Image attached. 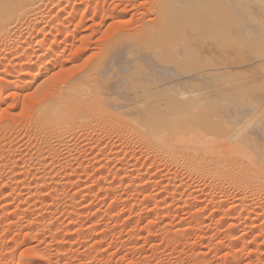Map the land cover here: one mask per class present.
Wrapping results in <instances>:
<instances>
[{
  "label": "bare ground",
  "instance_id": "6f19581e",
  "mask_svg": "<svg viewBox=\"0 0 264 264\" xmlns=\"http://www.w3.org/2000/svg\"><path fill=\"white\" fill-rule=\"evenodd\" d=\"M134 2L135 0H0V95L4 91L9 92L8 90L13 93L15 92L13 90L16 89L20 93L18 95L24 93L20 97L24 102H21V110H25V105L27 108L31 106L34 109L29 113L28 120L24 119L26 125L20 123V125H24L23 131L22 126L20 129L22 136L26 139V148L20 150L14 145L19 141L14 135L15 128H12L15 126V122H11L15 114H12L9 108H1L4 100H0L1 211L14 207V210L22 209L29 213L33 209H40L38 208L40 205L37 206L36 203L37 201L45 202L43 197L44 194L47 195L44 193L45 190L47 192L48 189L54 190L58 194L62 188L64 190V186L69 185L70 187L77 180L80 181V177L83 175L89 177V167L82 164L79 166L81 174L79 173L78 176L69 174L61 176L62 168L75 163L76 153L82 149L77 146L85 144H94L92 145L94 148L97 145L106 144L108 148V150L100 151L98 149L97 154L101 156L100 158L96 156L98 159L93 161L110 162L109 158L113 156V151L122 149L124 152L122 154H125V150H127L135 159L137 156V158L143 157L144 160L151 158L154 160L152 162L157 161L158 164L151 163L146 168L148 175L153 170H159V172L161 170L163 174L171 172L177 174L172 179L169 177L168 181L166 179L167 182L164 180L161 181V184L159 183L165 197L162 198L163 200H158L164 204L166 199H175L177 196H180V199L185 197L184 200L189 201L191 196L194 193H199L205 184V187L211 185V187L214 186V189L215 186L218 188H221L219 186L224 188L229 186L228 189L233 190H228L231 191V194H237V190H240L239 193L243 192L245 182V186L250 182L251 190L249 187L248 189L252 193L257 186L260 187L259 191L264 190V0H150L149 8L145 13L139 15L137 21L134 20L133 12H130V7L136 4ZM51 6L54 8L51 9ZM129 12L133 15H130L131 19L127 17L129 20H125ZM135 14L139 13L135 11ZM97 20L98 22H96ZM103 27H105L104 30ZM97 34L101 37L97 42H94L93 36ZM203 34L204 37H208V40L212 39L208 41L210 44L213 41L211 45L206 44L208 42ZM62 36L63 39H61ZM202 40L206 45L202 43ZM61 46L64 47L62 50H60ZM68 48H71L69 57L61 58L65 56ZM89 50L90 52L96 51L97 54L100 52L102 57L95 60L94 57L97 55L94 53L91 56L89 53L88 56L92 57L94 61H91L92 58H90V61L86 62L89 58L86 57L84 63L88 64L80 70L81 64H85L83 62L79 64V61L83 56L85 58ZM69 63L71 66L68 65ZM72 63L79 64V68L81 67L75 73H72L75 71ZM58 68L60 73H56ZM66 72L71 75H65ZM61 73L65 77H62ZM39 80L42 81L39 83ZM36 83L39 84L36 85ZM32 86L33 88H31ZM15 93L17 94V92ZM14 97L10 98L15 99ZM6 98L4 99L6 100ZM26 114L28 116V113ZM9 116L12 117L9 118ZM98 122L102 126H97ZM73 141L78 143H73ZM123 156L125 159V155ZM127 157L129 158V156ZM87 161L85 164H88ZM119 162L123 163V159L122 162L121 160ZM115 163L116 161L113 165ZM119 166L121 168V164ZM113 167L106 168L105 172L101 171L96 180L94 178L96 188L98 186L97 190L114 191L115 187L112 184V186L109 185V181H107L111 174H114L111 178L113 176L115 178ZM26 170L27 172L32 170V180L30 179L29 182H26L27 178L23 177ZM124 177L130 178L127 180L129 183L126 184L127 187L132 186L134 190H137V193H143L144 200L154 201L157 199L159 192L155 194L148 189L151 183L158 185L156 182L158 180H154V177L151 175L147 177L145 173L143 176L138 172L133 177H131V173ZM123 180L120 179L118 182L120 187ZM140 182L143 183L140 184ZM117 184L114 186H118ZM218 188H216L217 191ZM214 189H212L213 192ZM222 189L219 191L222 192ZM245 190L248 192L246 188ZM74 191H72L73 194L71 193L65 198H61V196L53 198L51 203L45 205L46 208L51 210L63 205V208L70 214L78 215L82 210L92 207L88 201L90 197L94 196L90 188L84 187ZM217 191L214 193L217 194ZM213 192H211L213 195L210 196L216 198V194L214 195ZM227 193L230 192L226 190L224 193L222 192L224 194L222 199L229 195H225ZM239 193L238 197L235 196L236 199H240V197L243 199L248 195L246 193V197H242L243 193L241 195ZM252 193L249 196L255 194ZM133 195L131 194L132 199L134 196L138 197L136 193ZM217 197L219 198V196ZM230 197L232 196L228 198ZM180 199L178 200L180 201ZM231 199L232 201L236 200L233 197ZM247 199L246 201L245 199L239 200L238 203L235 201L234 204L237 207L230 208L231 206L228 205L227 208L230 209L226 210L224 209L226 205H223V208L220 207L223 201L218 203L219 198V201L216 200L218 202L214 203L211 212H220V216L227 220L228 217L231 216L233 219L232 215L237 216L238 214L240 218V214H243L242 212L250 205H246ZM16 200H19L22 205L18 206V203L15 206L12 205ZM121 200L125 203L122 196L110 199L106 204V211L113 212L123 202ZM211 200L213 199L211 198ZM86 202L88 203L85 205ZM255 205L258 204L255 202ZM256 207L254 206L253 210ZM129 208L128 211H125L129 216L143 217L146 214L158 216V211H150L151 209L149 211L139 209V211L134 207ZM123 210L122 208L121 211ZM206 211H208V207L201 205L193 213L196 216L204 214ZM8 214L6 217L9 218ZM10 218L12 219V217ZM48 218L50 219V217ZM26 221H30L31 228L34 220L27 219ZM59 222L61 221L59 220ZM241 223L234 222L227 226L231 231L242 228H246L245 230L248 229L250 232L259 231L260 234L252 235V239L254 241L261 240L264 247V233L262 235L264 221L258 225L255 223L251 226L248 225L249 227ZM38 224L41 223L38 222ZM94 226L96 225L88 226L87 231L85 230L86 233L90 232V235H96L97 233L93 232ZM28 237L32 238L33 236L29 234ZM231 241L238 242L240 237L232 238ZM45 250L43 249V251ZM43 251L38 246L31 248V258L34 256L35 260H39L41 264H49L52 257L61 255V252L57 254L46 252L44 255ZM72 253L74 254V252ZM75 254L77 255V253ZM215 258L216 254L209 257V260ZM35 260L33 258V261ZM88 262V258L86 260L82 257L77 264H88ZM26 263L27 260L21 256L18 257L16 264Z\"/></svg>",
  "mask_w": 264,
  "mask_h": 264
},
{
  "label": "rangeland",
  "instance_id": "374dc122",
  "mask_svg": "<svg viewBox=\"0 0 264 264\" xmlns=\"http://www.w3.org/2000/svg\"><path fill=\"white\" fill-rule=\"evenodd\" d=\"M141 1V2H140ZM135 0L134 3H136L134 5L133 3V7L137 8V9H134L133 7H130L131 11L130 12H133V16H134V20L137 21L139 15L141 13H145L147 11V9L149 8V3L150 0ZM100 2H103V1H100ZM140 2V3H139ZM148 3V4H147ZM144 4H145V8L144 7ZM148 5V6H147ZM142 6V7H141ZM51 9L54 8V6L50 7ZM145 8V9H143ZM129 9V7L127 8V10ZM140 9V10H139ZM133 10V11H132ZM139 10V11H137ZM135 11L136 13H139V14H135ZM144 11V12H142ZM127 13V16L125 17V20H129L131 19L132 16H130L131 14ZM138 15V16H137ZM137 16V17H136ZM129 19H128V18ZM127 18V19H126ZM136 18V19H135ZM133 20V18H132ZM133 20V21H134ZM98 22V20L96 21ZM110 22V20H109ZM113 22V21H112ZM111 22V23H112ZM135 24V22H133ZM88 24H90V22H88ZM87 24V26H89ZM93 24V23H92ZM91 24V25H92ZM109 25V23H107ZM93 26H95L93 24ZM133 26V25H131ZM130 26V27H131ZM106 27V26H105ZM103 27V30L104 28ZM73 29V28H72ZM64 36V35H63ZM61 37V39H63L64 37ZM108 36H110V34L108 33ZM94 38V42H97V40L100 39L101 35L99 36V34L97 35H94L93 36ZM203 37H204V34H203ZM206 37V36H205ZM204 37V38H205ZM79 38V37H78ZM78 38H76L78 40ZM99 38V39H98ZM208 37H206V41H211V40H208L207 39ZM75 39V40H76ZM107 39V38H106ZM76 40V42H77ZM96 40V41H95ZM205 40V39H204ZM93 41V40H92ZM213 42V41H212ZM211 42V44H212ZM202 43H204V41L202 40ZM95 44V43H94ZM205 44V43H204ZM207 45L210 44V42L206 43ZM205 44V45H206ZM210 44V45H211ZM224 44V43H223ZM203 45V44H202ZM204 45V46H205ZM64 47L61 46L60 47V50H62ZM218 48V47H217ZM69 49L71 50V48H68V50H66L65 52V56H62L61 58H64L66 57H69ZM220 50V49H218ZM68 51V52H67ZM92 51V50H91ZM41 52V51H40ZM87 53V52H86ZM90 53V55L94 54L98 56L99 54V57L95 56V60L97 58L100 59V57H102V54L100 56V52H90V50L88 51L87 55H85V58H81V60L79 61V64L81 62L84 63V61L86 60V62L92 58L90 56H88V54ZM91 55V56H92ZM87 57V58H86ZM84 59V60H82ZM91 61H94V59H90ZM89 60V61H90ZM88 61V62H89ZM78 63V62H76ZM76 63H72V67L73 71L72 70H69L71 71L72 73H75L77 72L76 70L80 69L79 68V64L77 65ZM76 64V65H75ZM85 65L81 64L82 65V68L80 70L83 69V66L84 68L86 67V64L88 63H84ZM249 64H251L249 62ZM68 65L71 66V64L69 63ZM252 65H254L252 63ZM68 67V66H67ZM251 67V65H250ZM70 68V67H68ZM252 68V67H251ZM257 68V67H256ZM67 69V68H66ZM255 70V69H254ZM253 70V71H254ZM57 71V69H56ZM54 71V72H56ZM256 72V70H255ZM56 73H60L59 71V68H58V71ZM52 74V73H51ZM65 75H68L70 74L69 72H66L64 73ZM63 73H61L60 75L62 77H65ZM71 75V74H70ZM49 76V75H47ZM45 76H43L44 78ZM43 78H41L43 80ZM46 78V77H45ZM42 80H39L38 82L40 83ZM39 83H36V85H38ZM35 87V85H34ZM33 88V86L31 87ZM9 92H3L0 96V100H4L2 101V105H1V108H9V111L12 113V114H15L13 115L12 117V120L11 122H15L14 123V127L12 126V128L14 129V135H16L17 137V142L16 144V147L19 148L20 150H23L26 148V139L22 136V131H23V126L26 125L24 123V119L27 121L28 120V117H29V113L33 112V108L30 106H28L29 108L26 107V105L24 106V109L25 110H21V102H23V99H21V95H18L20 94L16 89L13 90L15 92H17V94L15 92L12 93V91L8 90ZM32 91V90H31ZM26 93V92H25ZM12 94V96H11ZM15 94V95H14ZM15 96V97H14ZM19 96V97H17ZM8 99H7V98ZM15 98V99H11V98ZM6 98V100L4 99ZM11 100H10V99ZM17 98V100H16ZM10 100V101H9ZM7 102V103H6ZM15 103V104H14ZM19 103V104H18ZM9 104V106H8ZM12 104V105H11ZM11 105V106H10ZM17 105V106H16ZM31 105V104H29ZM13 106V107H12ZM15 106V107H14ZM26 107V108H25ZM13 108V109H11ZM11 109V110H10ZM23 109V107H22ZM27 109V110H26ZM32 109V110H30ZM9 112V114L11 115V113ZM20 112V113H19ZM28 113V116L27 114ZM22 114V115H21ZM25 114V115H24ZM20 115V116H19ZM19 116V117H18ZM25 116V117H24ZM9 116V118H11ZM16 117V118H15ZM18 117V118H17ZM25 121V122H26ZM22 122V123H21ZM97 122V121H96ZM24 123V125H20ZM27 123V122H26ZM101 123L98 122V124L96 123L97 126H99ZM20 125V126H18ZM22 126V128H21ZM102 126V125H100ZM19 130H17V129ZM22 131H21V129ZM21 134V136H20ZM19 138V139H18ZM21 138V139H20ZM24 142H25V146H24ZM76 143L77 141H73V143ZM72 143V142H71ZM78 143V142H77ZM92 145L94 144H85L84 146H77V148L80 147L82 149L78 150V154L76 153V161L75 163H73L71 166L69 167H66V168H62L61 169V176L64 177V176H67V174L69 175H74L75 177L78 176V174L80 173L81 174V168L79 166H87L89 167V171H88V175L89 177H87L86 175H83V177H80V181L77 180L75 182L74 185L70 186H64V190L63 188L58 192L54 191V190H50L48 189V192L47 190H45L47 195L44 194V199H45V202H40V201H37L36 205L39 206L38 208L40 209H33V211H29L28 212H25L23 211L22 209H13V208H10L9 210H0V264H16L17 263V259L18 257H21L26 259L27 260V263L26 264H41V262L39 260H35L36 258L34 256H32L34 258L35 261H33V258H31V253H30V250L31 248H36L38 246L39 249H41L43 251V249L45 251L44 252V255H46V252L47 253H50L52 252L53 254H57V253H60L61 255H58V256H54L52 257L53 259L50 260L49 264H77L79 259H82V257H84V259L88 258V264H264V247L262 246L261 244V240L259 241H254L252 238L253 236L252 235H257V234H260L259 231H254V232H250L248 229L245 230L246 228H242L240 230H237V231H231L229 230L228 226L229 224L231 223H241V224H244L245 226H251L252 224L254 225H258V224H261L263 223L264 221V214H263V209H264V203L263 205L261 206L262 200L263 197H264V190L261 189L259 191V186H257V188L254 190L253 194L251 191H249L250 187H249V184L250 182L248 183L247 186H245V184H243V186L248 190V192H246L245 188V192L243 190V192L241 191L239 193L240 190H237V194L236 193H233L231 194V189H228L229 186L226 188H224L223 186H219L221 188H218V186H215V189L213 188L214 186L211 187V185H207L206 184L204 185L203 188H201L200 193H194L193 196H191V198L189 199V201H185L183 197L182 199H180V196H177L175 199H172V198H169V199H166L164 202H166L165 204L159 200H161L162 198L165 197V195L163 194V188L161 186H159L161 184V181H164L167 182L169 177L170 179H172L173 177H175V174L174 172H171V173H167V174H163V172H159V170H156V171H152L150 172V174L148 175V173L146 172V168H148L150 166L151 163H157V161L155 162H152L154 160H152L151 158H147V160H144L143 157H139L137 158L136 156V159L131 157L130 153L127 152V150H125V154H122V149H116L113 151V158H109L111 159L110 162H107L105 160H103V162H98V161H93L95 160L97 157L100 158L101 155H98L97 153V150L100 151V150H108V148L106 147V144H100V145H97V146H100L102 148H98L97 146V149L96 147L94 148ZM88 146L92 147V148H89ZM87 147V148H86ZM95 150H94V149ZM105 148V149H104ZM107 148V149H106ZM89 151H88V150ZM83 150V151H82ZM85 150V151H84ZM92 150V152H91ZM84 153H82V152ZM86 151H87V154H86ZM95 154H94V152ZM117 153H116V152ZM121 152V153H119ZM91 153V154H90ZM124 153V152H123ZM126 153H127V156H129V158L126 156ZM97 154V155H96ZM122 154V155H121ZM129 154V155H128ZM118 155V156H117ZM125 155V159L123 158ZM78 156V158H77ZM86 156V157H85ZM97 156V157H96ZM121 158H120V157ZM81 157H84L83 159ZM93 157V158H92ZM95 157V158H94ZM116 157L121 160L122 162V159H123V163H120L119 160L117 159L116 160ZM133 158V159H131ZM77 159H79L77 161ZM87 159V160H85ZM90 159H91V162H90ZM98 159V158H97ZM109 159H107L109 161ZM114 159V160H112ZM146 159V158H145ZM149 159V160H148ZM82 163H81V161ZM83 160L87 161L88 164H85L86 162ZM126 160V161H125ZM143 160V162H142ZM151 160V161H150ZM80 161V162H79ZM93 161V163H92ZM105 161V162H104ZM116 161L115 165L114 162ZM95 162V163H94ZM142 162V163H141ZM78 163V164H77ZM92 163V164H90ZM120 163L121 164V168H120ZM125 163V164H124ZM127 163V164H126ZM129 163V164H128ZM149 163V164H148ZM80 164V165H79ZM82 164V165H81ZM85 164V165H84ZM95 164V165H94ZM101 164V166H100ZM124 164V167L122 166ZM141 164V165H140ZM94 165V166H93ZM111 165V166H110ZM117 165V166H116ZM128 165V166H127ZM154 165V166H155ZM74 166V167H73ZM77 166V167H76ZM115 168H114V167ZM119 166V167H118ZM140 166V167H139ZM109 168H112L113 167V171L115 173V178L112 175L114 174H111L109 177L110 178H107V181L109 185H113V187H117V189L114 191H99L97 190L98 189V186L96 188V183H95V180L99 177L98 175L102 172H105L106 168L108 169ZM130 169H128V168ZM71 168V169H70ZM92 171H90L91 169ZM128 170H127V169ZM30 169V168H29ZM94 169V170H93ZM124 169V170H123ZM134 169V170H133ZM141 169V170H140ZM69 170V171H68ZM72 170V171H71ZM79 170V171H78ZM105 170V171H104ZM118 170V171H117ZM122 170V171H121ZM138 170V171H137ZM116 171V172H115ZM158 171V172H157ZM77 172V173H76ZM124 172V173H123ZM137 172L138 174L140 173L141 175L143 174L144 176V173H145V176H152L154 177L153 179L154 180H158L156 182H158V185L157 183L156 184H153L152 183L150 184L149 186V191L150 192H153L155 194H157L158 192V197L156 200L154 201H146L144 200V196H143V193H141L140 191V194L137 193V190H134L132 188V186L130 187H127L128 185L126 184H129L127 182L128 179L130 178H126L124 177L125 175H130L131 173V177H133L135 174L137 175ZM156 172V174H155ZM72 173V174H71ZM147 173V174H146ZM66 174V175H65ZM122 174V175H121ZM154 176H153V175ZM162 174V175H161ZM124 175V176H123ZM97 176V177H96ZM123 176V177H122ZM23 177L26 179V182H29L30 179L32 180V170H30L29 172H27L26 170V173H24ZM29 177V178H28ZM31 177V178H30ZM121 177V178H119ZM129 177V176H127ZM168 177V178H167ZM82 178V179H81ZM95 178V180H94ZM119 178V179H118ZM124 178V180H123ZM93 179V180H92ZM115 179H118L117 181H115ZM120 179H122L124 182L121 184V187L119 185V181ZM163 179V180H162ZM167 179V181H166ZM28 180V181H27ZM160 180V181H159ZM85 181V182H84ZM89 182V184H88ZM94 182V183H93ZM112 182H116V183H112ZM163 182V183H165ZM93 185H92V184ZM118 183V184H117ZM143 183V182H142ZM140 182V184H142ZM160 183V184H159ZM83 184V185H82ZM88 184V185H87ZM118 185V186H114V185ZM242 184V183H241ZM2 185V184H1ZM111 185V186H112ZM9 186V185H8ZM3 187V185L1 186ZM84 187H88L91 189V192L94 196L90 197V199L88 200L90 204H92V207L90 206V208L85 209V210H82L81 211V214L79 213L78 215L75 214V215H72L69 213V211L65 210L63 208V205H59V206H52L53 208L55 209H48L46 208V204L48 203H51V200L55 197H60L61 198H65L69 195H71V193L73 194V192H75L74 190H80ZM123 187V188H122ZM249 187V189H248ZM67 188V189H66ZM79 188V189H78ZM120 188V189H119ZM161 188V189H160ZM208 190H207V189ZM210 188V189H209ZM214 189V192L217 191L216 188H218V191H217V194L213 192L212 189ZM224 188V189H222ZM94 189V190H93ZM203 189V190H202ZM221 189L223 190L222 192L224 193V191L226 190L227 192H230V193H227L225 195H228L223 198L225 199H222V196H224V194H222ZM243 189V188H242ZM70 190V191H69ZM122 190V192H121ZM162 190V192H161ZM211 190V191H210ZM228 190H231V191H228ZM251 190V189H250ZM52 191V192H51ZM64 191V192H63ZM67 191V192H66ZM73 191V192H72ZM136 191V192H135ZM209 191V192H208ZM261 195H260V193ZM70 192V193H69ZM134 192V193H133ZM206 192V193H205ZM211 192L214 193V195L216 196V198H218L217 196H219L220 198V201L218 199H216L214 196H210V195H213ZM252 193L253 195H250V193ZM56 193V195H55ZM65 193V194H64ZM134 194L136 193V196H138L137 198L134 196L132 199L131 198V194ZM162 193V194H161ZM189 193V191H188ZM211 193V194H210ZM220 193V195H219ZM238 193L241 195L242 193V197H247L246 198H243L241 199H236V197H238ZM247 193V194H246ZM258 193V194H257ZM236 194V195H235ZM51 195V197H49ZM53 195V197H52ZM122 196V199L124 197L125 199V203L123 200V202H121L117 208L114 209L113 212L111 213H108L106 211V204L107 202L110 200V199H113V198H116L118 196ZM162 195V196H161ZM244 195V196H243ZM259 195V196H258ZM127 196V197H125ZM221 196V197H220ZM229 196H232L234 199V201H232V197L228 198ZM236 196V197H235ZM249 196V197H248ZM254 196V197H253ZM258 198H257V197ZM262 196V198H261ZM112 197V198H111ZM140 197V199H139ZM142 197V198H141ZM179 197V198H178ZM213 200H211V198ZM256 197V198H255ZM260 197V198H259ZM98 198V199H97ZM136 198V199H135ZM214 198H215V201H214ZM249 198V199H247ZM94 199V200H93ZM109 199V200H108ZM127 199V200H126ZM159 199V200H158ZM180 199V201L178 200ZM205 199V200H204ZM222 199V200H221ZM246 201L247 199V206L250 208L247 207L246 210H244V212H242L243 214H240V218H239V214L235 216V220H234V216L232 215L233 219L230 217H228L229 219L227 220L226 218L224 219V217L220 216L221 213L219 214L218 212H214L212 213L211 210L213 209V205L214 203H221V201H223V203L220 204V207L223 208L225 205V208L224 209H230V208H234V207H237L235 206V201L239 202V200H244ZM256 199V200H255ZM91 200V201H90ZM158 200V201H157ZM163 200V199H162ZM178 200V201H177ZM216 200H218L216 202ZM250 201V203H248ZM261 200V201H260ZM185 201V202H184ZM192 201V202H191ZM210 203H209V202ZM214 201V202H213ZM253 201V202H252ZM260 201V202H259ZM130 202V203H129ZM135 202V204H134ZM151 202V203H150ZM183 202V203H182ZM213 202V203H212ZM237 202V203H238ZM255 202L256 204L258 205H255ZM18 203V206L19 205H22L21 202H19V200L17 201H13V204L12 205H17ZM21 203V204H20ZM39 203V204H38ZM88 202L85 203V205L87 204ZM100 203V204H99ZM133 203V204H132ZM161 203V204H160ZM206 203V204H205ZM252 203V204H251ZM260 203V204H259ZM159 204V205H157ZM172 204V205H171ZM198 204V205H197ZM212 204V205H211ZM245 204V202H244ZM257 206L254 210V206ZM24 205V204H23ZM84 205V204H83ZM81 205V206H83ZM125 205V206H124ZM144 205V206H143ZM177 205V206H176ZM202 206H206L208 207V211H206L204 214H201V215H196L193 213L194 210L196 208L201 207ZM224 205V206H223ZM229 206H231L230 208H227ZM234 205V206H233ZM253 207H252V206ZM44 206V207H43ZM123 206V207H121ZM127 206V207H126ZM195 206V207H194ZM223 206V207H222ZM262 208H261V207ZM42 207V208H41ZM48 207V205H47ZM119 207H121L119 209ZM129 207H134L136 210L140 209V210H144V211H152L154 210L155 212L158 211V216H150L148 214L144 215L143 217H139L138 215H135V216H129L128 215V212L125 213V211L129 210L130 208ZM158 209H157V208ZM160 207V208H159ZM163 207V208H162ZM245 207V205H244ZM45 208V209H44ZM122 208L124 209L123 211ZM126 208V209H125ZM129 208V209H128ZM146 210H145V209ZM156 208V209H155ZM238 208H240L238 206ZM103 209V210H102ZM210 209V210H209ZM14 211V212H9V211ZM20 210V211H19ZM41 210V211H40ZM46 210V212H45ZM58 210V211H57ZM139 210V211H140ZM5 211V212H4ZM23 211V213H22ZM48 211V212H47ZM52 211V212H50ZM56 211V212H55ZM122 213H121V212ZM153 211V212H154ZM186 211V212H185ZM213 211V210H212ZM16 212V213H15ZM17 212H19L17 214ZM54 212V214H52ZM60 212V213H59ZM7 213H9V218L6 217L7 216ZM12 213V214H11ZM28 215H25L27 214ZM69 213V214H68ZM121 213V214H120ZM185 213V214H184ZM190 213V214H189ZM11 214V215H10ZM16 214V215H15ZM40 214V216H39ZM44 214V216H43ZM47 214V215H46ZM50 214V215H48ZM86 214V216H85ZM174 214V215H173ZM210 214V215H209ZM218 214V215H217ZM19 215V216H17ZM25 215V216H24ZM73 217H72V216ZM80 215V216H79ZM82 215V216H81ZM163 215V216H161ZM173 215V216H172ZM180 215V216H179ZM261 215V216H260ZM5 216V217H4ZM24 218H23V217ZM28 216V217H26ZM30 216V217H29ZM71 216V217H70ZM84 216V217H83ZM90 216V217H89ZM165 216V217H164ZM190 216V217H189ZM263 216V217H262ZM12 217V219L10 218ZM22 217V218H21ZM32 217V218H31ZM50 217V219L48 218ZM70 217V218H69ZM98 217V218H97ZM155 217V219H154ZM162 217V218H161ZM182 217V218H181ZM187 217V218H186ZM198 219H197V218ZM202 217V218H201ZM217 217V218H216ZM238 217V218H236ZM252 217V218H251ZM28 220H31L33 221L32 225H31V228L29 226V222L26 221L27 219ZM36 218V219H35ZM38 218V219H37ZM43 218V219H42ZM48 218V219H47ZM68 218V219H67ZM83 218V219H82ZM190 218V219H189ZM40 219V221H39ZM72 219V220H71ZM180 219V220H179ZM224 219V220H223ZM243 221H242V220ZM263 219V220H262ZM10 220V221H9ZM24 220V221H23ZM50 220V221H49ZM52 220V222H51ZM59 220L61 222H59ZM87 220V221H85ZM95 220V221H94ZM151 220V221H150ZM166 220V221H165ZM186 220V221H185ZM232 220V221H231ZM17 223H15V222ZM21 221V222H20ZM57 221V222H56ZM79 221V222H78ZM116 221V222H115ZM156 221V222H155ZM225 221V223H224ZM234 221V222H233ZM237 221V222H236ZM252 221V222H251ZM262 221V222H261ZM7 222V224H6ZM37 222V223H36ZM41 223V224H38ZM45 222H48V223H44ZM50 222V223H49ZM56 222V223H55ZM59 222V223H58ZM75 222V223H74ZM98 222V223H97ZM105 222V223H104ZM120 222V223H119ZM166 222V223H165ZM169 222V223H168ZM179 222V223H178ZM230 222V223H229ZM10 223V224H9ZM28 223V224H27ZM54 223V224H53ZM62 223V224H61ZM97 223V224H96ZM122 223V224H121ZM213 223V224H212ZM222 223V224H221ZM224 223V224H223ZM228 223V224H227ZM16 224V225H15ZM38 224V225H36ZM43 224V225H42ZM49 226H48V225ZM91 224H95L96 226L94 231L95 233H97L96 235L92 236L90 235L91 233L90 232H87L86 233V228L88 226H91ZM110 224V225H109ZM112 224V225H111ZM117 224V225H116ZM170 224V225H168ZM195 224V225H194ZM208 224V225H207ZM15 225V226H14ZM22 225V226H20ZM61 225V227H60ZM88 225V226H87ZM105 225V226H104ZM122 225V226H121ZM189 225V226H187ZM223 225V226H221ZM25 228H24V227ZM40 228H39V227ZM42 226V227H41ZM73 226V227H72ZM82 226V227H81ZM101 226V227H100ZM133 226V227H132ZM221 226V227H220ZM248 226V227H249ZM2 227V228H1ZM44 227V228H43ZM81 227V228H79ZM85 227V228H84ZM127 227V228H126ZM188 227V228H187ZM12 228V229H11ZM14 228V229H13ZM66 228V229H65ZM118 228V229H117ZM122 228V229H121ZM69 231H68V230ZM84 229V230H83ZM131 229V230H130ZM145 229V230H144ZM151 229V231H150ZM200 229V230H199ZM63 230V231H62ZM80 230V231H79ZM82 230V231H81ZM86 230V231H85ZM109 230V231H108ZM122 230V231H121ZM148 230V231H147ZM244 230V231H243ZM42 231V232H41ZM72 231V232H71ZM74 231V232H73ZM125 231V232H124ZM138 231V232H137ZM143 231V232H142ZM149 232L148 234L146 232ZM211 231V232H210ZM218 231V232H217ZM220 231V232H219ZM248 231V233H247ZM25 232V234H24ZM30 232V233H29ZM39 232V233H38ZM64 232V233H63ZM77 232V234H76ZM105 232V233H104ZM111 232V233H110ZM117 232V233H116ZM129 232V233H128ZM131 232V233H130ZM136 232V233H135ZM145 232V233H144ZM162 232V233H161ZM243 232V233H242ZM36 233V234H34ZM51 233V234H50ZM59 233V234H58ZM69 233V234H68ZM71 233V234H70ZM74 233V234H72ZM84 233V234H83ZM101 233V234H100ZM121 233V234H120ZM252 233V234H251ZM264 232H262V235H263ZM27 234V235H26ZM29 234H32V238L31 237H28ZM45 236L43 238V235ZM99 234V235H98ZM123 234V235H122ZM130 234V235H128ZM132 234V235H131ZM145 234V235H144ZM165 234V235H164ZM249 234V235H248ZM56 235V237H55ZM77 235V236H75ZM87 235V236H85ZM120 235V236H119ZM126 235V236H125ZM169 235V236H168ZM54 236V237H53ZM60 236V237H59ZM66 236V237H65ZM70 236V237H69ZM73 236V237H72ZM96 236V237H95ZM103 236V237H102ZM106 236V237H105ZM132 239H131V237ZM144 236V237H143ZM221 236V237H220ZM247 236V237H246ZM24 237V239H23ZM68 237V238H67ZM121 237V238H120ZM151 237V238H150ZM153 237V238H152ZM231 237V238H229ZM236 237H240V241L238 242H235L233 243V241H231V239L233 238H236ZM37 238V239H36ZM40 238V239H39ZM46 238V239H45ZM84 238V239H83ZM90 238V239H88ZM160 238V239H159ZM33 239H34V242H33ZM42 239V240H41ZM65 239V240H64ZM137 239V240H136ZM145 239V240H144ZM17 240V241H16ZM32 240V241H29ZM42 242H41V241ZM100 240V241H99ZM108 240V241H107ZM121 240V241H120ZM127 240V242H126ZM150 240V241H149ZM166 240V241H165ZM248 240V241H247ZM3 241V242H2ZM29 243H28V242ZM76 241V242H75ZM84 241V242H83ZM136 243H135V242ZM160 241V242H159ZM183 241V243H182ZM15 242V243H14ZM50 244H48V243ZM51 242V243H50ZM56 242V243H55ZM64 242V243H63ZM80 242V243H79ZM86 242V243H85ZM104 242V243H103ZM110 242V243H109ZM122 242V243H121ZM125 242V243H124ZM145 242V243H144ZM187 242V243H186ZM252 242H255V243H252ZM257 242L258 245H257ZM43 243V244H42ZM84 243V244H83ZM93 243V244H92ZM202 243V244H201ZM17 244V245H16ZM97 244V245H96ZM113 244V246H112ZM120 244V245H119ZM147 244V245H146ZM173 244V245H172ZM204 244V245H203ZM44 245V246H43ZM47 247H46V246ZM71 245V246H70ZM78 247H77V246ZM92 245V246H91ZM117 245V246H116ZM124 245V246H123ZM141 245V246H140ZM14 246V247H13ZM27 246V247H26ZM33 246V247H32ZM43 246V247H42ZM65 246V247H64ZM74 246V247H73ZM102 246V247H101ZM108 246V247H107ZM131 246V248H130ZM133 246V247H132ZM135 246V247H134ZM154 246V247H153ZM29 247V248H28ZM41 247V248H40ZM58 247V248H57ZM68 247V248H67ZM76 247V248H75ZM92 247V249H91ZM129 247V248H128ZM204 247V248H203ZM227 247V248H226ZM43 248V249H42ZM49 248V250H48ZM51 248V249H50ZM82 248V249H81ZM88 250H87V249ZM143 248V249H142ZM85 249V250H84ZM105 251H104V250ZM111 249V250H110ZM123 249V250H121ZM130 249V250H129ZM239 250L237 252V250ZM13 250V251H12ZM25 250V251H24ZM28 250V251H27ZM53 250H56V251H53ZM90 250V251H89ZM94 250V251H93ZM135 250V251H134ZM140 250V251H139ZM241 250V251H240ZM69 252L67 254V252ZM76 251H79V252H76ZM115 251V252H114ZM141 253H139V252ZM262 251V253H261ZM14 254H11L13 253ZM74 252V254L72 253ZM88 252V253H87ZM90 252V253H89ZM135 252V253H134ZM147 252V253H146ZM192 252V253H191ZM2 253V254H1ZM8 253V254H7ZM62 253H65V254H62ZM77 253V255L75 254ZM79 253V254H78ZM92 253V254H91ZM95 253V254H94ZM112 253V254H110ZM125 253V254H124ZM154 253V254H153ZM159 253V254H158ZM233 253V254H232ZM240 253V254H239ZM252 255H251V254ZM255 253V254H254ZM21 254V256H19ZM67 254V255H66ZM84 254V255H83ZM148 254V255H147ZM203 254V255H201ZM216 254V258L213 259V260H209V257H211L212 255H215ZM231 254V255H230ZM12 255V256H11ZM24 255V256H23ZM30 255V256H29ZM48 255V254H47ZM76 255V256H75ZM83 255V256H82ZM129 255V256H128ZM218 255V256H217ZM242 255V256H241ZM256 255V256H255ZM16 256V257H15ZM66 256V257H65ZM70 256V257H69ZM87 256V257H86ZM112 256V257H111ZM143 256V257H141ZM202 256V257H201ZM252 256V257H251ZM27 257V258H26ZM61 257V258H60ZM63 257V259H62ZM68 257V259H66ZM79 257V258H78ZM81 257V258H80ZM98 257V258H97ZM115 257H116V260H115ZM118 257V258H117ZM137 257V259H136ZM146 259H145V258ZM161 257V258H160ZM30 258V260H29ZM78 258V259H77ZM127 258V259H126ZM143 258V259H142ZM153 258V259H152ZM253 258V259H252ZM76 259V260H75ZM94 259V260H93ZM109 259V260H108ZM114 259V260H113ZM132 259V260H131ZM153 261H152V260ZM194 259V260H193ZM243 259V260H242ZM57 260V261H56ZM106 260V261H105ZM126 260V261H125ZM140 260V261H139ZM38 261V262H37ZM54 261V262H53ZM62 261H66V262H62ZM128 261V263H127ZM209 261V262H208ZM103 262V263H102ZM139 262V263H138ZM142 262V263H141ZM147 262V263H146ZM149 262V263H148ZM235 262V263H234Z\"/></svg>",
  "mask_w": 264,
  "mask_h": 264
}]
</instances>
